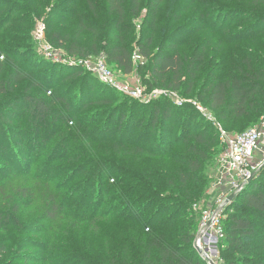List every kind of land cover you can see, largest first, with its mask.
<instances>
[{
    "label": "trees",
    "instance_id": "16d2710c",
    "mask_svg": "<svg viewBox=\"0 0 264 264\" xmlns=\"http://www.w3.org/2000/svg\"><path fill=\"white\" fill-rule=\"evenodd\" d=\"M161 2L156 0L149 4L148 19L152 23ZM107 4L116 15L118 32V26L128 21V11L123 0H107ZM140 6L141 0H131L130 13L135 15ZM252 6L254 13H248L247 19L232 21L227 26L222 19L225 9L194 13L186 20L194 29L187 40L193 47L190 55L178 51L152 54L151 29L144 31L138 42L143 58L151 59V76L173 91H180L186 84L185 95L194 96L224 128L235 127L243 120L254 125L264 117V0H253ZM233 13L243 16L246 11ZM123 32L120 30L118 34ZM114 37L118 43L108 38L104 46L108 63L123 75H131L135 68L134 53L126 46L127 39ZM213 41L212 54L208 49ZM176 48V44L170 45V50ZM67 51L81 58L92 56L85 47L74 42ZM6 55L14 68L8 78L9 84L31 75L25 68L26 63L19 65L13 55L1 54L0 63L6 60ZM47 64L52 69L43 71L42 78L33 81L25 94L5 101L11 116L0 115L2 123L12 126L16 118L28 114L22 123L24 127L15 134L22 138L27 136V147L22 146L17 151L21 165L28 162V152L30 155L36 152L38 156L48 144L52 145L31 178L34 185L15 189V197L36 200L37 188L44 206L43 219L53 222L67 214L71 226L83 223H88L89 227L99 226L97 223L102 221L110 228H117L112 232L119 244L114 253L101 260L77 254L74 257L77 264H204L194 248L198 217L193 213V206L204 197L210 184L206 167L223 150L220 133L209 123L212 121L193 104L181 108L163 99L144 104L105 85L128 101L107 109L105 118L102 109L78 116L75 111L80 106L84 109L92 103L110 105L114 100L94 101L91 97L100 87L96 89L91 83L103 84L79 68L71 77H66L71 83L69 87L64 91L55 89L48 80L54 82L53 67H58L51 62ZM34 88L39 91L31 93ZM148 88L152 90L154 85ZM74 90L75 95L69 97ZM22 103L24 105L19 108ZM184 108L190 109L189 113L176 121L177 110ZM195 119L205 123L198 132L194 131V125L198 124ZM112 122L114 126L110 129ZM175 123L180 124L176 134ZM144 158L161 159L163 164L170 162L176 168L174 171L163 167L143 171L137 164ZM63 160L66 164L59 165ZM80 174L86 175L84 180L66 193H56ZM94 193L96 198L92 201ZM236 200L229 208L222 242L228 245L225 252L230 247L241 257L225 259L224 254L225 264H262V248L254 246L258 237L254 221L255 217L264 218V167ZM153 205L157 208L150 212ZM13 210L17 212V206ZM164 210L167 216L164 221L157 222ZM148 211L147 219L134 218L135 214L141 216ZM19 224L12 214H0V229L6 225L19 227ZM21 230L25 233L29 229ZM143 233H148L145 239ZM137 246L144 247L143 253L136 249ZM8 250L4 244L0 245V262ZM27 250L20 246L18 251H13L29 262L31 253ZM153 251L157 253L156 261ZM65 259L66 255H62L60 263L68 264Z\"/></svg>",
    "mask_w": 264,
    "mask_h": 264
},
{
    "label": "rangeland",
    "instance_id": "374dc122",
    "mask_svg": "<svg viewBox=\"0 0 264 264\" xmlns=\"http://www.w3.org/2000/svg\"><path fill=\"white\" fill-rule=\"evenodd\" d=\"M153 1L156 3V0H141L139 11L135 15H132L130 13L131 0H123L124 6L128 11V21L118 26V32L124 30L123 34L120 35L115 26L116 15L109 10L107 0H0V55L3 53L9 54L10 56L13 55L19 61V65L26 63L25 68L31 71V75L29 74L19 82L13 84L9 80V84L8 78L14 73L12 61L6 55V60L0 63V115L3 113V115L7 114L11 116L12 112L8 110L5 101L10 97L25 94L27 88L33 81L37 82V79L42 78L41 73L43 71L52 69L47 64L49 62L56 65L58 69L53 67L55 80L54 82L48 80V84L54 86L55 89L63 91L69 87L70 81L66 77L72 76L75 69L79 68L64 64V61L69 59L68 57L78 59V56L71 55L67 51L72 42L76 43L79 47H85L92 57H99L105 55L104 46L108 38L113 43H118L119 40L114 36L124 37V39H127L126 46L134 54L137 53L142 56L138 42L142 39L144 31L151 29L153 44L150 50L152 54L178 51L190 55L193 47L190 43H187V40L191 31L194 29L187 25L186 20L193 16L194 13H204L212 9H225L222 11V19L223 24L226 26L232 21L242 22L248 18V13H254L252 10L254 9L252 6L253 0H160L162 2L158 8L157 15L154 19L155 21L152 23V20L148 19V12L149 4ZM233 11H246V13L243 16H238ZM41 23H44L46 26L47 44L36 41L34 37V31ZM214 43L215 41L211 43V47L208 49L212 54ZM172 44H176L177 48L170 50V45ZM47 45L52 46L57 51L55 57L59 58V62H54L51 57L45 55L43 46L47 47ZM34 61L36 62L35 66H33ZM150 61L151 59L144 58L142 64H134V72L129 76H125L126 78L116 68L113 66L111 68L116 72L120 80L138 79L149 92L157 90L159 92L173 94L171 97L161 95L154 100L156 102L163 99L165 101H173L174 103L175 100L173 98H177L183 100L184 105H188L191 104V101H196L194 96L185 95L187 90L186 84L183 85L180 91H173L168 89L166 85H161L160 81L155 80L151 76ZM79 69L83 70L81 68ZM91 85L96 89L100 87L99 91L91 97L94 101L109 98L113 99L114 102L110 105L89 104L91 101L89 99L87 102L89 106L84 109L80 106L75 111V113H78V116L91 114L96 110L102 109L104 111L103 117L105 118L108 114L106 112L107 109H110L120 102L128 101L115 91L105 87V84L100 85L92 82ZM147 85H154V89L150 90ZM37 91H39V88H34L31 93H36ZM75 93L76 91L74 90L69 97L73 96V94L75 95ZM193 94H197V89ZM22 105L24 104L22 103L19 108ZM183 106L178 107L182 108ZM203 107L208 114H211L215 118L208 108ZM189 111L190 109L186 108L177 110L176 121L180 120L183 115H187ZM137 112L140 111L137 110ZM21 116H23L21 119L16 118L13 121L12 126L8 123H2L0 119V214H12L13 217L18 219V223H20L19 227L6 225L0 229V245L4 244L9 249L2 256L0 264H62L60 263L62 255H66L65 260L68 264H77L79 263L77 262L78 260L76 261L74 259L77 254L89 255L97 260L107 259V256L110 253H114L119 245L118 241L114 239V234H112V232H116L117 228H110L111 226H106L102 221L97 223L99 226L89 227L88 223H83L81 226L80 224L71 226L70 216H67V214L57 218L53 222L43 219L44 206L40 202L41 197L37 193V188H35L36 200L27 198L18 199L15 197L13 193L15 189L34 185L31 178L52 146L48 144L46 146L47 149L38 156L36 152L31 155L28 152V162L21 165L17 151L19 152L22 146L27 147V136L22 138L15 134L16 131L24 127L22 123L28 118V114L23 113ZM195 122L198 124L194 125V131L198 132L205 123L198 119H195ZM209 123H213V128L219 132V128L214 124V121ZM257 124L252 125L249 120H243L235 127H221L230 134H240L255 128ZM113 126L114 122L111 123L110 129H113ZM179 126V123L174 124V134L178 131ZM223 151L224 147L214 158L213 163L206 167L205 174L210 184L204 197L194 203L193 206V213L198 217V231L206 212L211 214L223 202V198L229 194L228 188L216 187ZM259 160L264 161V155L259 156ZM9 162L12 163L10 164ZM58 163L59 165L66 164L64 160ZM169 163L165 162L163 164L161 159L144 158L137 166L142 168L143 171L153 170L159 167L174 171L176 168L175 165ZM85 177V174H80L73 182L69 183L65 188L57 190L56 193L59 191L66 193L78 182L84 180ZM115 178L116 180L119 179L117 176ZM51 191L54 192L53 189ZM95 198L96 194L94 193L92 201H95ZM236 199L235 201H237ZM233 203L234 201L229 203L222 214L224 216L221 223L224 229L229 219V208ZM16 206L18 210L14 213L13 209ZM156 208L157 205H153L150 208V212ZM103 210L104 208H102ZM150 212L148 211L145 215L141 216L135 214L134 218L143 221L147 219ZM166 213L167 210L162 211L160 213L161 218L159 220L157 218V222L164 221L167 216ZM255 218L254 225L258 237L254 240L256 243L254 246L262 248L260 258H262L261 263L264 264V218ZM23 228L25 230L28 228L29 230L22 233L21 229ZM142 235L143 239H145L148 233H143ZM20 246L28 248V254L31 253V256H29L31 261L28 262L20 259L18 252L13 251H18ZM227 246L226 242H221V254L218 264H225V259L228 257H241L238 251H234L230 247L225 252ZM34 247H43V249H34ZM136 249L141 253L144 251V247L137 246ZM224 254L225 259L223 258ZM152 257L155 261L157 260L156 251L152 252ZM43 258L46 260L41 261Z\"/></svg>",
    "mask_w": 264,
    "mask_h": 264
},
{
    "label": "built area",
    "instance_id": "2783aa9c",
    "mask_svg": "<svg viewBox=\"0 0 264 264\" xmlns=\"http://www.w3.org/2000/svg\"><path fill=\"white\" fill-rule=\"evenodd\" d=\"M36 41L47 44L46 26L44 23L38 25L34 31ZM45 55L52 58L54 62H59V58L53 47L43 46ZM64 61L70 67H79L93 74L100 83L114 89L129 98L144 104L153 102L161 95L173 96L172 93L159 92L154 90L149 92L140 80H120L116 72L111 68L105 55L99 57H86L72 59L68 57ZM3 60V57L1 58ZM51 60V59H50ZM144 58L135 53L133 56L134 64L143 63ZM62 62V61H61ZM121 73V72H120ZM122 74V73H121ZM129 76V75H124ZM126 78V77H125ZM177 106H183V100L173 98ZM203 115L210 121H214L220 132V139L224 147L221 157V167L218 173L216 187L228 188L229 194L224 197L223 202L211 214L207 213L202 218L194 248L204 264H218L220 259V244L224 240L225 232L222 226L224 209L228 206V199L241 191L245 190L249 180L257 176L264 166V161L259 160V156L264 155V117L257 126L251 130L240 134H230L217 123L216 119L208 114L205 108L197 101H191ZM220 191V190H219Z\"/></svg>",
    "mask_w": 264,
    "mask_h": 264
},
{
    "label": "water",
    "instance_id": "95a60500",
    "mask_svg": "<svg viewBox=\"0 0 264 264\" xmlns=\"http://www.w3.org/2000/svg\"><path fill=\"white\" fill-rule=\"evenodd\" d=\"M264 167V166H263ZM262 170V169H261ZM256 176H254V177H252L250 180H249V182H248V185H250L251 183H252V181L254 180V178H255ZM247 185V186H248ZM246 188V187H245ZM240 193H242V191L241 192H239V193H237V194H234V195H232L229 199H228V203H231V202H233L239 195H240ZM197 251L199 252V250L197 249Z\"/></svg>",
    "mask_w": 264,
    "mask_h": 264
}]
</instances>
